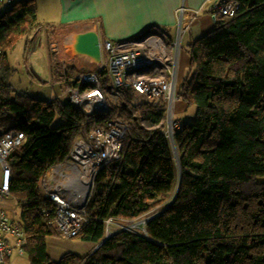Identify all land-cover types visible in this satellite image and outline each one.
<instances>
[{"label": "trees", "instance_id": "1", "mask_svg": "<svg viewBox=\"0 0 264 264\" xmlns=\"http://www.w3.org/2000/svg\"><path fill=\"white\" fill-rule=\"evenodd\" d=\"M240 1L233 19L216 22L190 44L191 70L178 82L177 96L197 111L176 134L182 179L175 200L146 224L147 235L122 230L97 248L107 219L147 215L171 201L179 185L164 125L147 128L136 114L164 111L124 105L120 114L129 129L121 156L97 174L90 220L74 237L96 248L86 255L67 251L59 260L47 247V238L63 237L53 223L56 204L40 179L108 116L87 115L59 97L15 93L8 54L39 28L38 6L22 0L0 13V138L11 125L26 134L9 157L10 195L31 264H264V0Z\"/></svg>", "mask_w": 264, "mask_h": 264}, {"label": "built area", "instance_id": "2", "mask_svg": "<svg viewBox=\"0 0 264 264\" xmlns=\"http://www.w3.org/2000/svg\"><path fill=\"white\" fill-rule=\"evenodd\" d=\"M22 0H0V5H13ZM241 6L240 0H206L197 8L185 4L176 10V31L152 27L147 32L128 39L101 40L102 60L93 70H81L68 76L65 64L58 78L67 82L64 95L87 115L108 116L104 123H95L87 136H78L68 157L51 167L40 179L43 194L56 204L54 225L65 238L76 237L89 222L87 204L93 193L95 179L100 170L121 156L123 139L129 129L120 110L126 104L133 108L148 104L162 109L166 117L165 133L170 141L184 121L174 116L177 96L180 52L187 31L203 12L212 20L233 19ZM54 53L59 45L51 43ZM0 48V72L2 69ZM107 92L109 95H107ZM129 94L132 98H129ZM57 97H49L51 101ZM26 134L17 125L3 128L0 138V198L10 195L12 166L9 157L22 145ZM115 218L107 219V235ZM0 207V264H9L15 252L26 253L25 226ZM124 230L133 231L131 219L123 218ZM144 234V233H143ZM14 239V242L11 241Z\"/></svg>", "mask_w": 264, "mask_h": 264}, {"label": "crops", "instance_id": "3", "mask_svg": "<svg viewBox=\"0 0 264 264\" xmlns=\"http://www.w3.org/2000/svg\"><path fill=\"white\" fill-rule=\"evenodd\" d=\"M205 1L206 0H36L39 28L33 29L31 33L24 37H27L26 41L28 45L33 46L34 53L39 52L40 48L43 46L42 40L44 38V45L47 51H50L54 55L58 67L60 66L58 75L62 73V67L65 64L68 76L72 77L83 70V68L93 70L98 65L93 58L87 55L75 56L70 54L68 46L74 42L77 33L87 30H96L99 32L100 39L104 41L106 39H128L141 35L152 27L166 29L170 32V28L176 27V10L179 6L185 4L190 8H197L203 5ZM52 42H56L59 47H62L64 51L63 57H60L61 49L58 53L53 52L51 49ZM75 59L77 62L73 63ZM39 78L40 83L45 86L56 82L49 83L51 81L43 75H39ZM61 82L65 83V85L67 84L65 81L61 80ZM0 207L6 209L14 219L19 220L16 215L17 200L15 197L8 195L4 198H0ZM11 241L14 242V239L11 238ZM63 242L65 241L59 238L53 237L51 240L50 237L47 238L48 252L54 260H59L64 253H66L65 250L60 251V245ZM82 242H84L88 248L83 250V254L81 255L93 252L97 245L94 242L90 243L91 241L83 240ZM82 242L79 244L83 248L85 245H83ZM88 245H90V247ZM81 247L79 251L82 250ZM74 252L80 254L78 251ZM26 258L28 260H26ZM8 261L9 264H31L29 256L25 253L18 254L15 252L9 257Z\"/></svg>", "mask_w": 264, "mask_h": 264}, {"label": "rangeland", "instance_id": "4", "mask_svg": "<svg viewBox=\"0 0 264 264\" xmlns=\"http://www.w3.org/2000/svg\"><path fill=\"white\" fill-rule=\"evenodd\" d=\"M9 7L10 5L8 4L0 5V13L4 12ZM215 24L216 22L212 20L210 13L207 11H203L197 17L196 21L193 23L190 29L187 31V34L184 38L183 47L180 52L179 70H178V82L179 83L189 75L190 70H191L190 44L196 41L197 39L201 38L208 32H210L214 28ZM175 31H176V27L170 28V33L172 35L175 33ZM26 40H27V37L20 39L17 42V44L14 46V48L9 51V54H8L11 67L12 69L15 70V72L12 74L10 78V82L14 87V92L15 93L17 92L27 93L29 95L36 96L40 99H48V97H54V95H58L59 98L66 101L67 97L64 95L66 85L65 83H62L61 80L58 78V72L60 70V66L58 67L57 61L54 59V55L50 51L49 52L47 51L46 46L44 45L45 44L44 38L42 40L43 48L41 47L38 53L33 52V46L28 45ZM70 45L68 47H70ZM59 50L61 51L60 57H63L64 51L62 50V47H59ZM70 53L74 54V51H70ZM75 62H77L76 59L73 61V63ZM84 70H92V69H84ZM39 75L45 76L49 81H51L49 83H52L54 81L56 82L51 85L48 84L45 86L42 83H40ZM107 95H109L108 92H107ZM196 111H197V107L195 105H189L183 99L178 98L175 103L174 116L176 119H182L183 121L191 122L194 120ZM136 114L137 116L141 115L142 123L147 128H156V127L165 125L166 123L167 115L165 114V112L159 113V111L157 110L155 112L151 110H147L144 114H142L140 111L137 110ZM2 132H3V129H2ZM170 144L172 147L173 156H174V160L176 164L177 176H178V179H180V176H181L180 163L178 162L176 158V150L174 148L173 142L170 141ZM177 149H178V146H177ZM176 192L177 191L174 190L170 194V198L173 199L176 195ZM169 202H167L165 206ZM165 206L163 207L160 206L159 208H157V210L152 211L151 213L144 215L140 218L131 219L133 221L146 220V223L143 226H142L143 223L142 224L134 223L135 224L134 227L130 229H132L133 231H137L139 233H144L146 235L147 234V230H146L147 222L150 220V218H152L154 215L159 213ZM122 219L123 218H115V220L112 222V225H111V233L108 235L106 234L105 237L112 236L124 230L123 228H121V226L124 224V221H122ZM51 238L53 237H50V240ZM55 238H59L65 241L60 245V248H61L60 251H63V250H65L66 252L67 251H78L80 252V254H83V250H86V248H88L86 247V244L82 242L83 240L79 238H73V239L66 238L65 239L64 237H61V236L55 237ZM81 242L83 245H85L83 248L80 245ZM88 246L90 247V245ZM80 247L82 248L81 251H79ZM25 254L28 255L27 252ZM26 260L28 259L26 258Z\"/></svg>", "mask_w": 264, "mask_h": 264}, {"label": "water", "instance_id": "5", "mask_svg": "<svg viewBox=\"0 0 264 264\" xmlns=\"http://www.w3.org/2000/svg\"><path fill=\"white\" fill-rule=\"evenodd\" d=\"M68 49H70V51H74L73 55L75 56L76 55H87L93 58L94 61L97 63H100L102 60L101 39H100L99 32L96 30H87V31L77 33L74 38V42L70 45V47H68ZM181 179H182V175L180 176V179H179L177 194L180 189ZM177 194L175 195V197L172 199L171 202H169L159 213H157L152 218H150V220L162 214L172 204ZM110 237L111 236L105 237L101 241V243L98 245L97 248H99Z\"/></svg>", "mask_w": 264, "mask_h": 264}, {"label": "bare ground", "instance_id": "6", "mask_svg": "<svg viewBox=\"0 0 264 264\" xmlns=\"http://www.w3.org/2000/svg\"><path fill=\"white\" fill-rule=\"evenodd\" d=\"M173 144H174V148H175V150H176V158H177V160H178V162H179V152H178V149H177V143H176V141L175 140H173ZM134 223H136V224H142V226L146 223V220H142V221H138V220H136V221H133L131 224H130V227H134Z\"/></svg>", "mask_w": 264, "mask_h": 264}]
</instances>
